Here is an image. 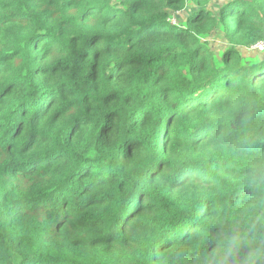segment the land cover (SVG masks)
Instances as JSON below:
<instances>
[{"label":"clouds","instance_id":"clouds-1","mask_svg":"<svg viewBox=\"0 0 264 264\" xmlns=\"http://www.w3.org/2000/svg\"><path fill=\"white\" fill-rule=\"evenodd\" d=\"M0 264H264V0H0Z\"/></svg>","mask_w":264,"mask_h":264}]
</instances>
